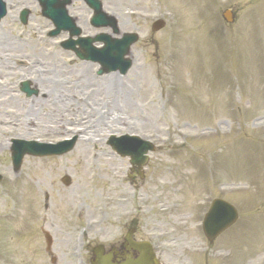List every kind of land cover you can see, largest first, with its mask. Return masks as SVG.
Masks as SVG:
<instances>
[{
	"label": "rangeland",
	"instance_id": "1",
	"mask_svg": "<svg viewBox=\"0 0 264 264\" xmlns=\"http://www.w3.org/2000/svg\"><path fill=\"white\" fill-rule=\"evenodd\" d=\"M5 1L9 16L0 25V37L23 49L8 52L0 45L8 57L0 63V121L17 120L13 115L20 109L30 113L33 124L25 138L21 132L7 136L0 151V214L11 212L0 216V243L3 232L19 231L23 210L12 204L19 206L28 169L31 176L43 171L44 178H38L41 193L33 183L27 185L37 237L21 264H35L31 259L42 254L43 264L54 258L55 264H70L66 254L74 248L77 227L91 226L88 243L95 235L103 243L133 217L145 234L152 233L170 264H264V0H102L122 33L140 34L126 76H99L98 65L76 67L79 61L64 68L75 58L58 49L59 39L48 38L52 26L37 0ZM23 9L32 13L27 26L19 20ZM228 9L235 13L231 26L222 20ZM159 19L167 26L154 33ZM55 76L66 89L53 95ZM112 78L114 85L108 84ZM25 82L39 95L23 94ZM78 133L69 155L27 156L19 174L14 172L12 140L56 144ZM124 135L157 146L143 180L129 178L128 159L108 156L109 138ZM66 176L70 187L62 184ZM216 198L232 202L240 220L210 244L202 222ZM42 217L51 224L42 225ZM118 217L123 223L116 222ZM45 232L55 235L52 255ZM27 234L22 229L11 239L27 243Z\"/></svg>",
	"mask_w": 264,
	"mask_h": 264
},
{
	"label": "water",
	"instance_id": "2",
	"mask_svg": "<svg viewBox=\"0 0 264 264\" xmlns=\"http://www.w3.org/2000/svg\"><path fill=\"white\" fill-rule=\"evenodd\" d=\"M40 2L42 6H44L45 8L44 15L52 19L56 23V25H59L58 29H62V27L65 28L68 25L70 26L68 19L65 17L66 16L65 8L67 2L61 1L57 3L56 0H40ZM0 6L2 5L0 4ZM98 10L99 13L101 15H104V17L107 19V21L109 22V26L113 28L114 33L119 34L118 27L114 18L108 17L102 11V8L99 7ZM5 15H6V11L4 10V8H2L0 12V21ZM23 20L25 21L24 17ZM69 29L73 30V27H69ZM80 34H81L80 31H73V35L75 36H80ZM99 40L106 41L109 43L108 46L104 49V51L96 53V59H97L96 61L100 60L101 64L103 65V70L101 73H107L110 71H120L122 75H125L132 66L131 61L126 60L125 57L130 53L131 46L137 42V37L132 35H124L123 38L119 41L111 37L109 39L98 38L96 41ZM18 145H23V148L36 146V144L34 143L22 144L21 142H19ZM129 153L137 156L141 155L140 152L139 153L129 152ZM27 154L36 155V153H34L29 149L22 154L21 153L19 154L18 152L15 151L14 162H15L16 170H19L21 168L23 158ZM43 155H51V154L46 153ZM136 161L137 163H140L139 159H137ZM1 179L2 178L0 177V181ZM237 218H238V214L232 206H230L229 204L223 201H216L213 204L209 215L207 216L204 225L205 233L211 240H213L222 232H224L227 228L232 226L236 222Z\"/></svg>",
	"mask_w": 264,
	"mask_h": 264
},
{
	"label": "bare ground",
	"instance_id": "3",
	"mask_svg": "<svg viewBox=\"0 0 264 264\" xmlns=\"http://www.w3.org/2000/svg\"><path fill=\"white\" fill-rule=\"evenodd\" d=\"M77 3H79V1H77ZM84 15L86 14L85 12H83ZM2 41V42H1ZM0 45L1 47L6 50V51H14V50H21L23 49V46H18V44L15 46V44L10 43L9 39L0 37ZM15 46V47H14ZM6 51H2L0 50V63L5 62L4 58H8L4 55V53ZM4 57V58H3ZM8 60V59H7ZM91 68V67H90ZM53 84L55 85V89L53 90V95L55 94V92L59 89H64V85L63 83L60 82V80L57 79V76H55L54 81H52ZM110 83V85H114L113 83H115L113 81V78L111 80H109L108 84ZM44 90V89H43ZM47 91V89H45ZM45 92V91H44ZM30 113L27 112L26 114L23 112V110H16L15 111V115H13L14 117H17V120H3L0 121V151L3 149L5 150L7 145L5 144V138L7 136H13L15 134H18L19 132H21V137L25 138L27 136H29V131H30V127L33 124L31 118H30ZM11 117V116H8ZM89 141L93 142L90 138H88ZM79 154L82 153V149L78 150ZM27 171V175L28 177L25 179L24 183L22 186H24V190L25 192H23V190L21 191V195L19 198H17L20 202L18 203L19 206H17V204H12L13 209H19L23 210V220L22 222L16 223V225H19V229L17 228V230L22 231V229H25V231H28V234H30V238L29 240L26 242H20L17 240H12L11 238H14L17 236V234L19 233V231L17 233L12 232V231H5L3 232L4 236H3V240L1 241L0 245V257L2 258L1 261L2 263L5 264H21V262L23 261V259L25 257H29V247H31V245L34 243V237L32 233V228H34V225L31 224V215L28 213V207H29V202L31 200V196L28 192H29V187L27 185H30L33 183V185L37 188L38 192L41 193V188L43 187L42 185V181L38 180V178L41 176V178H44V173L43 171H33L32 176L28 173V169ZM24 175V173L22 174V176ZM11 182L15 183L17 180L16 179H9ZM28 191V192H27ZM38 207V206H37ZM35 208V205H34ZM38 212L40 213L37 209L34 210V213ZM2 214H0L1 218H5L11 215V212L9 210H3L1 212ZM20 227H22L20 229ZM36 227V226H35ZM30 230V231H29ZM27 234V235H28ZM27 235L22 236L23 238H25ZM5 239H9L10 241V245L7 244L6 242H3ZM11 246V247H10ZM12 252V253H11ZM43 256H37V258L34 260L33 258L31 259V262L35 261V264H43V261L41 262V258Z\"/></svg>",
	"mask_w": 264,
	"mask_h": 264
},
{
	"label": "flooded vegetation",
	"instance_id": "4",
	"mask_svg": "<svg viewBox=\"0 0 264 264\" xmlns=\"http://www.w3.org/2000/svg\"><path fill=\"white\" fill-rule=\"evenodd\" d=\"M127 225H129V233H131L129 239L128 235L112 236L104 247L103 257H105L107 264H127L128 261H136L144 255L143 251L134 247L136 244L144 243L147 240L145 238H138V234L141 232L138 229V222L131 220ZM92 252L93 249L88 257L90 263L96 260ZM66 255L68 258L69 255ZM68 260L70 261L69 258Z\"/></svg>",
	"mask_w": 264,
	"mask_h": 264
}]
</instances>
